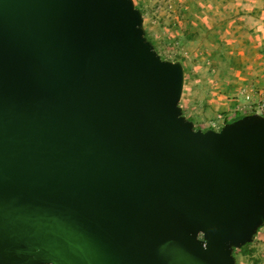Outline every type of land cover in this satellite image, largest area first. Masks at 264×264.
Here are the masks:
<instances>
[{"label": "water", "instance_id": "obj_1", "mask_svg": "<svg viewBox=\"0 0 264 264\" xmlns=\"http://www.w3.org/2000/svg\"><path fill=\"white\" fill-rule=\"evenodd\" d=\"M134 0H0V264H236L264 225V114L195 128Z\"/></svg>", "mask_w": 264, "mask_h": 264}, {"label": "rangeland", "instance_id": "obj_2", "mask_svg": "<svg viewBox=\"0 0 264 264\" xmlns=\"http://www.w3.org/2000/svg\"><path fill=\"white\" fill-rule=\"evenodd\" d=\"M134 2L157 52L184 66L179 104L195 128L220 129L264 105V0ZM234 254L236 264H264V225Z\"/></svg>", "mask_w": 264, "mask_h": 264}, {"label": "crops", "instance_id": "obj_3", "mask_svg": "<svg viewBox=\"0 0 264 264\" xmlns=\"http://www.w3.org/2000/svg\"><path fill=\"white\" fill-rule=\"evenodd\" d=\"M248 2H249V5H251V4H255L256 5L257 3L260 2V0H248ZM257 5L259 6V8H261L259 4H257ZM259 83H260V86L263 87V89H264V83H262V81H260Z\"/></svg>", "mask_w": 264, "mask_h": 264}, {"label": "trees", "instance_id": "obj_4", "mask_svg": "<svg viewBox=\"0 0 264 264\" xmlns=\"http://www.w3.org/2000/svg\"><path fill=\"white\" fill-rule=\"evenodd\" d=\"M241 116H243V115H240V116H238V117H241ZM238 117H236V118H238ZM236 118H233V119H236ZM233 119H231L230 121H232ZM249 244H250V243L245 244L244 246L240 247V249L245 248V247L248 246ZM237 250H238V248H235V249H234V253H235Z\"/></svg>", "mask_w": 264, "mask_h": 264}, {"label": "built area", "instance_id": "obj_5", "mask_svg": "<svg viewBox=\"0 0 264 264\" xmlns=\"http://www.w3.org/2000/svg\"><path fill=\"white\" fill-rule=\"evenodd\" d=\"M258 112L261 114H264V105H262L258 108Z\"/></svg>", "mask_w": 264, "mask_h": 264}]
</instances>
